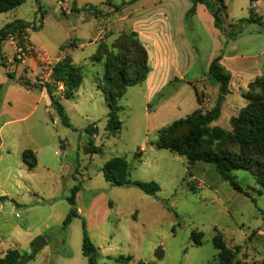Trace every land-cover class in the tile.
I'll return each mask as SVG.
<instances>
[{
	"label": "rangeland",
	"instance_id": "obj_1",
	"mask_svg": "<svg viewBox=\"0 0 264 264\" xmlns=\"http://www.w3.org/2000/svg\"><path fill=\"white\" fill-rule=\"evenodd\" d=\"M105 1L70 0L69 4L75 3L79 9L66 14L58 0H29L13 11L0 14V27L9 21L28 23L35 28L28 32L35 48L44 47L54 60L61 56L62 47L71 37L87 39L86 47L76 52L75 57L80 60L95 53V45L90 43L98 41L99 35L105 36L108 24L83 8L92 5L99 9ZM223 1L227 7V30L252 12V0ZM253 1L264 17V0ZM201 29L195 31L192 25L189 27V39L199 58L186 81L167 87L162 91L164 97L155 96L149 107L143 87H131L119 102L122 127L117 133L106 131L109 108L93 81L98 74L103 75L102 64L87 62L80 90L65 102L72 127L63 125L55 109L45 101L38 116L26 123L30 128L33 125L32 136L18 139L20 144L42 142L44 148L37 155L36 174H29L20 186L14 187V204L6 202L0 259L2 253L17 249L25 257L24 264H89L83 254L85 222L89 238L99 253L97 264H123L117 261L120 258H130L126 264H211L218 255L213 244L217 234L233 250L240 248L238 259L247 264H264V195L259 194L254 176L248 171L235 172L243 188L255 189L250 191L253 202L234 191L213 165L198 162L190 166L185 157L156 147L157 126L186 118L198 109L196 89L209 92L201 96L203 112L215 106L212 93H218L219 84L191 82L195 76L203 75L202 70L215 53V45L217 49L207 27ZM60 90L57 96L61 95ZM248 91L249 88L243 92V98ZM170 98L173 105L166 112L153 114L161 101ZM243 98L233 102L238 107L248 104ZM228 118L226 113L218 125H230L232 130L234 117L230 124ZM91 125L96 126L93 130H98L96 137L86 132ZM212 126L215 127L214 123ZM186 131L181 128L179 136ZM90 143L102 148L103 153H88ZM203 148L216 150L218 146ZM227 149L239 154L235 146ZM117 157L131 165L130 180L156 182L161 191L150 196L138 187H119L108 182L103 167ZM75 187L80 188L75 205L78 217L64 230L63 222L72 208L68 198ZM40 237L45 238L47 245L38 250L34 242ZM196 239L202 242L201 246L196 245Z\"/></svg>",
	"mask_w": 264,
	"mask_h": 264
},
{
	"label": "trees",
	"instance_id": "obj_2",
	"mask_svg": "<svg viewBox=\"0 0 264 264\" xmlns=\"http://www.w3.org/2000/svg\"><path fill=\"white\" fill-rule=\"evenodd\" d=\"M27 1L29 0H0V14L13 11ZM137 1L131 0L128 5H132ZM191 2L192 7L187 12L186 18L190 19L196 14L199 3L205 4L215 18L216 28L225 34L228 41L236 40L247 26L251 24L259 26L264 31L261 18L257 17L253 12H251L249 18L241 19L237 23L231 24L229 30H227L225 28L226 6L223 0H218L217 2L213 0H191ZM83 10H89L95 14L98 13L97 8L92 5L85 6ZM29 27L22 21H15L6 25L0 31V42ZM75 47V42L72 41L62 47L61 50L65 52ZM222 55L215 58L210 66V76L220 85L219 96L215 106L207 112H203L199 108L190 116L179 119L159 130V141L156 147L166 148L172 153L185 157L190 166H194L198 162L213 165L220 177L228 182L234 191L251 198L254 202L255 200L252 198L250 191L254 192L255 189L243 188L235 172H250L259 187V194L264 195V75L249 85V91L244 95L248 104L238 117L232 119V130H226L218 126L213 127L212 124L221 117L222 105L225 97L229 94L231 81V75L220 63ZM88 62L103 65V75L100 77L98 74L93 81L103 93L109 108L106 131L109 134L117 133L122 127L119 117V102L125 97L128 88L145 83L152 70L148 51L140 41L137 33L123 32L117 36L114 42L109 43L107 40H101L97 53ZM87 64H75L72 56L67 53L64 59L59 61L54 67L53 82L44 86L49 102L67 127L72 126L65 114V108L57 96L58 84L64 85L61 95L65 100L74 98L83 84L85 69L88 68ZM0 66L6 67L2 61L1 49ZM8 76L12 78L10 73H8ZM181 82L183 80L175 79L169 87ZM35 85L43 88L37 83ZM196 95L197 102L201 105V95L197 89ZM156 97L157 99H162L164 92L157 94ZM181 128H185L187 131L180 137L179 130ZM86 131L90 135L97 132L93 130V126H89ZM205 145L208 147L218 146V148L216 150L203 148ZM228 146L237 147L239 154L227 149ZM87 152L91 155L102 154L103 149L90 143ZM137 157L141 158L140 152L137 153ZM22 161L30 170H33L37 165V158L31 151L23 153ZM131 168V165L125 159L117 157L109 160L104 165L103 174L105 179L115 186L138 187L150 196H156L161 191L160 186L156 182L130 180ZM79 190V187H75L68 198L72 208L63 222L64 230L68 228L74 218L78 217L75 205ZM195 242L197 246L202 245L200 240L196 239ZM213 244L218 250V255L211 264H247L237 258L240 248L236 247L234 250L230 248L221 234H217L213 238ZM83 254L88 259L89 264H97L99 253L89 238L85 222L83 223ZM129 260L130 258H120L117 261L126 264L125 262ZM25 261V257L19 250L11 249L0 259V264H24Z\"/></svg>",
	"mask_w": 264,
	"mask_h": 264
},
{
	"label": "crops",
	"instance_id": "obj_3",
	"mask_svg": "<svg viewBox=\"0 0 264 264\" xmlns=\"http://www.w3.org/2000/svg\"><path fill=\"white\" fill-rule=\"evenodd\" d=\"M69 1L67 0L68 3ZM130 1L112 0L111 3H107L106 0L101 8H97V14L88 11L96 17L104 18V23L108 24L104 31L105 36L99 35L98 41L95 39L90 43L95 45V53H91L92 55L83 57L80 60L76 59V52L86 47L84 42L87 39L78 36L70 38L66 45L74 41L76 47L67 51L72 56L75 64L87 63L97 53L101 40H107L111 43L123 32L137 33L140 41L148 51L152 68L146 82L140 85L144 89V98L149 107L155 96L169 87L175 79L186 81L189 74L195 69L199 54H196L195 46L189 39V27L192 25L194 30L197 31L198 29L202 30L201 28L205 26L217 42V49L215 45V53L208 60L207 67L202 70L203 75L195 76L194 81L191 82L194 84L197 81L204 83L215 81L210 76V66L215 58L223 54L220 63L231 75V81L229 94L225 97L222 105L221 117L214 125L221 127L218 123L226 113L229 116L228 124H230L231 118L235 117L247 105V103H242L238 107V104L234 103L233 100L243 98L242 94L248 90L249 85L264 74V31L259 26L251 24L236 40L228 41L225 34L216 28L215 18L205 4L199 3L196 14L187 19L186 14L192 7L191 0H138L134 4L128 5ZM70 6L73 11L79 9V6H76L75 3H70ZM118 7L120 9L117 10ZM257 7V4L255 8L252 7V12L261 18L264 25V17L257 10ZM13 22L15 21H9L2 25L0 31ZM28 29L30 31L33 28L29 27ZM29 41L34 47L36 46L31 41L30 36ZM223 48L224 50H222ZM0 49L2 61L6 65V67L0 66V234H2L3 226L6 223L3 211L6 202L10 201L13 204L15 202L14 187L20 186L21 180L29 174L35 175L38 169L36 165L33 170H30L22 161V155L26 151H31L37 158V155L44 148L42 142L20 144L18 139L23 135L25 137L32 136L31 129L33 125L30 128L26 123L38 116L41 106L45 104V101L49 102V99L45 89L35 85V77L38 74L36 60L29 58L24 63L15 61L14 48L9 39L0 42ZM39 49H44V47H39ZM8 73L12 75V78L8 76ZM197 91L201 96L202 94H209L207 91L206 93L200 90ZM100 94H102L101 91ZM218 96L219 91L218 93H212L213 102L217 100ZM58 97L65 108L67 100L62 95ZM172 105L171 98L165 99L159 103L153 114L166 112ZM201 107L202 105L198 104V109ZM65 114L68 117L66 109ZM172 123L163 124L161 127L157 126L156 130L159 131ZM24 128L25 130H23ZM221 128L229 130L231 126ZM96 136L97 134L94 135V137ZM16 204L18 205V203ZM5 253H2L3 256Z\"/></svg>",
	"mask_w": 264,
	"mask_h": 264
},
{
	"label": "built area",
	"instance_id": "obj_4",
	"mask_svg": "<svg viewBox=\"0 0 264 264\" xmlns=\"http://www.w3.org/2000/svg\"><path fill=\"white\" fill-rule=\"evenodd\" d=\"M252 7H256V3L252 0ZM58 5L62 6L63 11L66 14H72L73 8L67 2V0H58ZM29 29L26 28L21 32H17L12 35L9 40L14 48L15 61L24 63L27 59L32 58L36 60V68L38 70L37 82L44 89V86L51 84L53 82V73L55 65L64 59L68 51L62 52L58 60H53L44 49L35 48L29 41L28 36ZM60 91L64 90L63 84H58Z\"/></svg>",
	"mask_w": 264,
	"mask_h": 264
},
{
	"label": "water",
	"instance_id": "obj_5",
	"mask_svg": "<svg viewBox=\"0 0 264 264\" xmlns=\"http://www.w3.org/2000/svg\"><path fill=\"white\" fill-rule=\"evenodd\" d=\"M45 245L47 242L44 237H40L34 242V247L38 250H41Z\"/></svg>",
	"mask_w": 264,
	"mask_h": 264
}]
</instances>
